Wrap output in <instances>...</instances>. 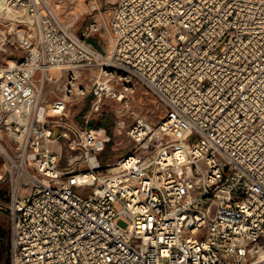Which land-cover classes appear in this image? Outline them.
Returning a JSON list of instances; mask_svg holds the SVG:
<instances>
[{"label": "built area", "instance_id": "1", "mask_svg": "<svg viewBox=\"0 0 264 264\" xmlns=\"http://www.w3.org/2000/svg\"><path fill=\"white\" fill-rule=\"evenodd\" d=\"M99 30L76 35L48 0H0L10 264H261L264 0H118L109 54L89 41ZM139 86L156 124L133 109ZM88 96L89 118L120 105L133 143L106 167V127L65 124Z\"/></svg>", "mask_w": 264, "mask_h": 264}, {"label": "rangeland", "instance_id": "2", "mask_svg": "<svg viewBox=\"0 0 264 264\" xmlns=\"http://www.w3.org/2000/svg\"><path fill=\"white\" fill-rule=\"evenodd\" d=\"M58 16L67 24L72 25V30L78 36H83L86 28L90 23L96 21L100 25V30L92 34L89 41L94 47L101 50L105 55L109 54L112 45V33L110 30V19L112 11L118 0H48ZM9 27L3 25L2 30H8ZM16 41V39H14ZM13 50V49H12ZM54 74V72H52ZM97 73V72H96ZM95 73V74H96ZM94 74V75H95ZM92 74H88L90 78ZM64 81H59L52 84H47V101L44 105L47 107L59 95L63 88ZM90 85V83H89ZM51 91H48V89ZM91 97L77 100L69 104L67 108V119L65 124L68 126L81 125L85 126L89 120L88 126H104L107 129L109 140L105 144L102 151L98 152V159L101 161L102 167L115 163L120 157L125 155L133 143L126 135L125 131L117 132L115 127L116 114L115 110L120 108V105L114 101H108L103 107V110L97 115H91L89 118V103ZM133 109L138 116L146 117L150 122L156 124L163 115L162 107L157 103L154 96L144 87L139 86L135 94ZM50 125L55 122L54 118H48ZM68 162V156H65L64 165ZM92 162L96 164L95 157ZM2 188L8 189V185H3ZM0 225L4 228H10L9 216L0 211Z\"/></svg>", "mask_w": 264, "mask_h": 264}, {"label": "trees", "instance_id": "3", "mask_svg": "<svg viewBox=\"0 0 264 264\" xmlns=\"http://www.w3.org/2000/svg\"><path fill=\"white\" fill-rule=\"evenodd\" d=\"M0 264H10L9 229L0 225Z\"/></svg>", "mask_w": 264, "mask_h": 264}, {"label": "bare ground", "instance_id": "4", "mask_svg": "<svg viewBox=\"0 0 264 264\" xmlns=\"http://www.w3.org/2000/svg\"><path fill=\"white\" fill-rule=\"evenodd\" d=\"M87 89H88V87H87ZM118 109V108H117ZM46 110V106L45 105H42V108H41V110H40V117L41 118H44V111ZM261 264H264V256L261 258Z\"/></svg>", "mask_w": 264, "mask_h": 264}]
</instances>
